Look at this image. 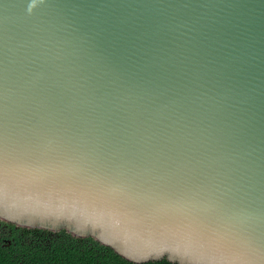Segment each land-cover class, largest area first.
Returning a JSON list of instances; mask_svg holds the SVG:
<instances>
[{
	"label": "water",
	"instance_id": "water-1",
	"mask_svg": "<svg viewBox=\"0 0 264 264\" xmlns=\"http://www.w3.org/2000/svg\"><path fill=\"white\" fill-rule=\"evenodd\" d=\"M0 212L264 264V0H0Z\"/></svg>",
	"mask_w": 264,
	"mask_h": 264
},
{
	"label": "trees",
	"instance_id": "trees-1",
	"mask_svg": "<svg viewBox=\"0 0 264 264\" xmlns=\"http://www.w3.org/2000/svg\"><path fill=\"white\" fill-rule=\"evenodd\" d=\"M0 264H187L133 258L97 233L67 225L28 223L0 212Z\"/></svg>",
	"mask_w": 264,
	"mask_h": 264
}]
</instances>
